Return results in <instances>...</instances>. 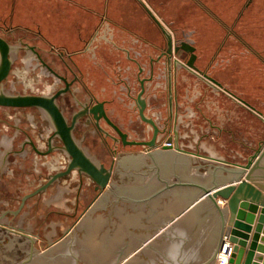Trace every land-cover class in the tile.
<instances>
[{
	"label": "rangeland",
	"instance_id": "374dc122",
	"mask_svg": "<svg viewBox=\"0 0 264 264\" xmlns=\"http://www.w3.org/2000/svg\"><path fill=\"white\" fill-rule=\"evenodd\" d=\"M144 1L151 9L153 8L151 0ZM161 1L168 19L159 17L160 20L173 36L174 42L189 40L196 44L199 53L197 64L200 67L208 69L218 78L232 79L233 84L254 86L256 77H259L262 69L264 75V0ZM13 3L14 0H0V35L9 42L12 61L9 76L0 83V92L7 95L50 96L64 87L61 80L39 63L29 45H36L48 62L57 70L66 72L70 79L75 73L84 78V56L90 58L96 67V74L93 76L97 82H94L93 92L99 99H109L114 97L117 91H122L121 86L124 89L125 81H128L136 92L139 91V67L128 58L129 50L132 56L142 58L141 61L146 67L142 75L147 77L150 74V58H157L161 53L160 48L167 41V36L145 12L140 0H17L18 12L10 20ZM144 20L152 23L159 32L155 34L156 44L152 46L142 42V35L135 34L134 30L129 28L133 27L129 25L130 21L141 23ZM7 26L14 28L7 31L4 28ZM39 30L47 39L56 42H53L56 47H52V43L44 38ZM186 58L187 53L184 52L173 54L172 71L170 64L167 69L165 58L155 64V76L147 84L149 100L160 93L157 91L160 90L158 87L161 84L176 86L177 80L181 82L185 80L186 85L198 83V75L181 64L185 63ZM67 63L70 67H67ZM203 82L210 85L205 80ZM81 84L82 82L75 83L70 92L59 99V104L69 121L72 111L83 108L90 100L86 94L80 93ZM126 98V102L128 104L131 102L132 105V99L127 96ZM133 119L139 121L135 115ZM80 128L75 130V139L98 165L104 158L108 161L109 156L103 155L104 151L103 157L100 152V155L95 152L101 141L95 137L98 144L96 147L84 143ZM54 130L55 124L42 108L0 107V138L18 135L16 143L18 148L21 141L27 137L26 134H30L44 149L47 137ZM88 133L97 136L92 125L89 126ZM167 140V137L162 138L158 147H162ZM56 144L57 150L53 154L42 156L40 159V170L43 171L41 183L53 170L65 169L70 161V155L62 146L60 136L57 137ZM132 148L145 150L144 147ZM120 158L122 161L123 157ZM121 161L117 175L112 177L110 183L113 181L119 186L134 182L139 184L150 176V174L146 176V173L147 171L150 173L151 160L148 161L144 156L137 161L129 160L128 157L126 162ZM15 168L17 169L15 176L8 173L2 179L0 172V214L7 208H16L20 196L30 190L35 180L37 166L32 167L30 161L26 167L16 165ZM78 171L75 169L70 177L66 178L75 183L68 199H64L61 204L56 203L57 205L52 204L49 207L41 201L40 206L34 204L14 220L9 217L0 219V264H24L67 236L70 231H66L72 230L84 216H81V212L84 210L85 214L90 209L100 195L94 189L92 179L89 176L83 177L84 201L77 209L75 186L80 179ZM120 173L123 177L119 179ZM30 176H33V179H30ZM11 177L14 178L10 179ZM19 185L24 187L19 189ZM52 209L59 213L49 214ZM37 212L42 215H38ZM10 224L24 227L29 231L35 230L41 235L39 238L15 235L7 229ZM214 264H219L217 257Z\"/></svg>",
	"mask_w": 264,
	"mask_h": 264
},
{
	"label": "water",
	"instance_id": "95a60500",
	"mask_svg": "<svg viewBox=\"0 0 264 264\" xmlns=\"http://www.w3.org/2000/svg\"><path fill=\"white\" fill-rule=\"evenodd\" d=\"M141 3L171 47L172 35L166 26L144 0ZM181 47L191 54L182 63L186 68L210 84L224 87L196 64L194 45L182 42ZM10 50L9 43L0 36V83L10 72ZM64 91L52 96L0 92V104L39 106L52 116L72 156L67 170L53 179L79 169L102 190L107 188L67 236L24 264H214L225 236L233 248L227 264H264V149L259 148L241 165L238 184L190 177L189 158L173 156L172 148H157L159 129L155 120L146 116V103L142 102L140 114L153 125L155 133L151 140L135 143L154 149L160 169L147 184L119 186L110 183L113 168L95 163L76 143L74 124L68 125L56 102ZM91 112L97 119L104 116L110 121L104 102H98ZM258 113L264 119V112ZM218 197L227 200L225 206L218 203Z\"/></svg>",
	"mask_w": 264,
	"mask_h": 264
},
{
	"label": "crops",
	"instance_id": "0c3cea01",
	"mask_svg": "<svg viewBox=\"0 0 264 264\" xmlns=\"http://www.w3.org/2000/svg\"><path fill=\"white\" fill-rule=\"evenodd\" d=\"M160 1L161 0L150 1L153 6L152 10L158 17L168 19V17L165 16L167 15L164 11L165 8L162 6L163 1ZM140 4L149 17L155 22L143 4ZM16 5L17 0H14L10 20H12L15 13L17 14L18 12L16 10ZM129 25L133 26L129 28L133 29L135 34L142 35V42L148 45L156 44L154 41L155 34H159V32L152 23L147 20L141 23L130 21ZM158 27L160 28L159 25ZM25 28L30 27L25 26ZM38 32L46 38V35L41 30ZM50 42L52 44L56 43L54 41ZM142 52H144V50H142ZM260 58L263 60L262 57ZM84 61H86L88 65V70H86L88 71L87 76L94 85V82H97L93 76L96 74V67L87 56H84ZM159 66L161 68L162 64ZM205 70L211 76L222 82L224 87L220 88L216 85L204 84V79L202 80L200 76H198V83L195 85H186L187 82H185V80L182 82L181 80H177L178 85L174 87V94H177V99L173 103H170L167 85L161 84V86L158 87L160 90L157 91L160 93H157L156 97H152L149 100L147 114L155 118L159 123H168L171 136L167 139L173 140L175 146H162L161 148H172L173 156L189 158L190 177L208 179L227 184H238L242 177V174L238 172L242 170L241 165L245 164L251 154L259 148L264 149V119L258 113V111L264 112L263 69L259 77H256L254 86L233 84L232 79H226V77L221 79L211 74L208 69L205 68ZM163 88L164 90H162ZM239 98L249 102L257 111L246 106ZM117 103L110 105L109 109L113 112L118 110L117 115L120 119L126 120L134 118L132 113H128L129 111L126 109L128 106L125 103ZM177 145H179L180 148H178ZM152 150L154 149L146 150L143 153H129L122 156V161L120 158L121 163L126 162L127 157L132 161H137L143 156L148 159V161L151 160L150 173H148L149 171L146 173V176H148V174H150V176H148L147 180L144 182H139V184H147L160 169ZM121 177H123L122 173H120V178ZM137 184L138 182L129 183V185ZM217 200L221 206H225L227 203V200L222 197H218Z\"/></svg>",
	"mask_w": 264,
	"mask_h": 264
},
{
	"label": "flooded vegetation",
	"instance_id": "af4514ba",
	"mask_svg": "<svg viewBox=\"0 0 264 264\" xmlns=\"http://www.w3.org/2000/svg\"><path fill=\"white\" fill-rule=\"evenodd\" d=\"M4 28L7 31L12 29V27H10V26L4 27ZM166 40L167 41H166L165 45L160 48L161 53L159 54V56L157 58H154V57L150 58V65H149L150 66V74L147 77L142 75L146 70V67L143 65V63L141 61L142 58L139 59L138 57L136 58V57L132 56L131 50H129L128 58L132 59L139 67L138 68L139 69L138 70V75H139L138 80H139V86H140L139 91L136 92L133 89L132 85L128 81H125L124 89L121 86L122 91H117L116 92L117 94L114 95V97L109 98V99H107V98L106 99L105 98L99 99L95 95V93L93 92L92 88L94 87V85L92 84V86H91V84H90L91 82L89 80L90 78L87 76L88 71H86V70H88V65H87L86 61H84V78L83 77L81 78L78 74L75 73V76L70 79V77L68 76V74L66 72H64V71L61 72V71L57 70L50 62H48L46 57L42 54V52L37 48L36 45H29L30 48L34 51L39 63L42 64L44 66V68H46L49 73L53 74L55 77H57L59 80H61L64 83V87H62L56 91V92H58L61 89H65V91L57 97L56 102H57L58 106L60 107L61 111L63 112V114L67 120L68 125L74 124V127L72 129V134L74 136V139H75V135H74L75 130L82 126V128H80V129H82V137H83L84 143H86V144L89 143L90 145H94L96 147L97 143H96L95 137H97V140L101 141L99 143L100 146L97 144L98 148L95 152L98 154L100 152L101 157H103L102 152L104 151L105 154H103V155L109 156L108 161H106L104 158V160H102V162L100 164H104L107 168H113L111 179L113 176L117 175L116 173L118 172V168H119L118 166L120 163L119 159L121 156H125L129 153H137L138 151L143 153L144 151L149 150V146H147L145 144L135 143V142L149 141L153 138L154 133H155V128L153 127V125L148 123L147 121H145L140 114V108L142 106V102H145L146 107H145L144 112H145L147 117L153 118L152 116L147 114V108H148V104H149V99L147 96V92H148L147 84L151 80H153V78L155 76V64L157 62H161L162 59L165 58L164 61L167 63V69H169L168 66H169L170 61H171V56L173 54H179L180 52L187 53V58H186V60H187L191 54H190V52L186 51L185 49H183L181 47L182 42H190L192 45H194L196 47L195 52L197 54L196 64H197V61L199 59L198 47L196 46V44L194 42H191L189 40H180L179 42H174V38L172 36V46L170 47L169 40L167 37H166ZM51 45H52V47H56L54 44H51ZM150 46H152V44H150ZM178 61L179 60L177 59V64H178ZM181 64H182V62H181ZM68 66L70 67V65H68V63H67V67ZM203 70L206 71L205 69H203ZM10 71H11V68H10ZM8 76H9V74H8ZM77 82H82V84H81L82 85V91H80V93L83 92L84 94H86V96L88 98L90 97V100H89V102L87 101L86 104L84 105V107L79 109V110H75V109L73 110V108H71V110H73V111H72L71 120L69 121L68 117L66 116V113L64 112V110L62 109V107L59 104V99L62 95L69 93L71 88L73 87V85ZM68 83H69V85H68ZM174 87L175 86L172 84L167 85L170 103H173L177 99L176 98L177 94H174ZM55 93H53V94H55ZM32 95H36V94H32ZM52 95H50V96H52ZM126 96L129 99H132L133 108H131L132 107V105H130L131 102H130V104H128L126 102V100H127ZM117 101H118V103H121V104L125 103L128 106V107H126V109L129 111L128 113H132L133 115L137 116L139 121L136 122L133 118L126 119V120H124L122 118L120 119V117H118V115H117L118 110H116L115 112L111 111L109 109L110 105L117 103ZM98 102H104L105 112H106V114H107V116L111 122L108 121L104 116H101L99 119H97V118H95L94 113L91 112V109ZM0 107H4V108H7V107H12V108H29V107L34 108V107H38L40 109L42 108L39 106H19V107H16V106H7V105H1V104H0ZM42 109H44V108H42ZM45 111L49 114V112L47 110H45ZM49 116L51 117L53 123L55 124L52 116L50 114H49ZM153 119L155 120V118H153ZM155 122L158 126V129H159L158 133H157V142L159 144L160 140H162V138H164V137L169 138L171 136L170 135L171 133H169L168 123L162 124V123L157 122L156 120H155ZM91 125L96 130L97 136H92L91 134L88 133V128ZM147 132H148V134H147ZM122 133L125 134V137L122 135ZM26 136L27 137L21 141V143H20L21 145L19 146V148L17 147V144H16L17 140H18V135H17V137H12V138H10L9 135H7V137H5V138H0V172H1V178L2 179H3V176L8 174V173L15 176L16 175L15 173L17 171V169L15 168L16 165L21 167V168L26 167L30 161L32 163V167L37 166V168H36L37 174L34 173V179L35 180L34 181L31 180V181H33V184L30 187L33 189L31 190V188H30L29 191H25L20 196L19 202H18L19 204L16 208H7L6 210H4L0 214V219H5V218L9 217V218L14 220L18 216L22 215V213L25 212L28 208L30 209V207H32L34 204H37L38 206H40L41 201L46 203V205H49V207H51L52 204H54V205L56 203L61 204L64 199L65 200L68 199V196L70 195V191H72V187L75 183V182L71 181L70 179H66V178L70 177V175L72 174V172L75 169H73L72 171H70L67 174L61 175V176L53 179L54 175L58 174L59 172L67 170V168L70 164V161L72 159V156L70 155V153L66 149V146H65L63 139L57 133L56 124H55L54 132L51 133L46 139V146L44 149L41 148L40 145H38L37 141L34 139V137L32 135L26 134ZM58 136H60L61 140L63 141L62 146L70 155V161L68 163V166L65 169L53 170V172L48 175V177L44 180V182L41 183L40 177L42 176L43 171L40 170V159L42 156H49L57 150L56 141H57ZM75 141L78 144V146L85 152V154L88 157H90L95 163H97V161L94 160L87 153V151L81 146V144L76 139H75ZM131 142H134V143H131ZM59 147L60 146H58V148ZM132 147H144L145 150H134ZM128 148H130L131 150H127ZM35 161H36V165H35ZM78 174H79L80 179L77 182V186H75L76 187L75 199L78 201L77 203H75L77 205V209L79 208V204L80 205H81V203L83 204V201H84V181L85 180L83 179V177L89 176L92 179L91 181H92V183H94L93 184L94 189L98 191V195H101L100 193L103 192V190L99 187V184L89 174H87L84 171H80V170L78 171ZM32 177L30 176V179H33ZM118 177L120 178V176H118ZM12 178H14V177H11L10 179H12ZM34 182H36L37 185ZM0 187H1V185H0ZM18 187H19V189H22L24 186L19 185ZM94 198H96V197H94ZM97 199H98V197H97ZM10 202L11 201L9 200L8 203H10ZM65 203L68 204L67 202H65ZM53 212L57 213L58 211L56 209H52L49 212V214H51ZM37 214L42 215V214H39V212H37ZM83 215H84V210L81 212V216H83ZM7 229L10 230L11 233L14 232L15 235H19L22 237L25 236V237L39 238L41 235L40 232L38 233L35 230L29 231L24 227H17L13 224H10ZM69 231H71V229H68L66 232H69Z\"/></svg>",
	"mask_w": 264,
	"mask_h": 264
},
{
	"label": "built area",
	"instance_id": "2783aa9c",
	"mask_svg": "<svg viewBox=\"0 0 264 264\" xmlns=\"http://www.w3.org/2000/svg\"><path fill=\"white\" fill-rule=\"evenodd\" d=\"M165 147H174V143L171 140H167L164 145ZM233 252L232 243L229 241L228 237H224V245L218 252L217 258L219 264H227L231 254Z\"/></svg>",
	"mask_w": 264,
	"mask_h": 264
}]
</instances>
